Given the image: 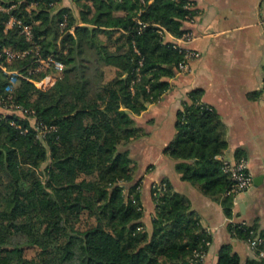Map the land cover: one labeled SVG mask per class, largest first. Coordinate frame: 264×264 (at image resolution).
Instances as JSON below:
<instances>
[{
    "label": "trees",
    "instance_id": "1",
    "mask_svg": "<svg viewBox=\"0 0 264 264\" xmlns=\"http://www.w3.org/2000/svg\"><path fill=\"white\" fill-rule=\"evenodd\" d=\"M71 1L77 13L65 0H0L8 9L0 11V51L27 52L0 57L20 74L8 91L0 67V264H202L212 236L168 183L152 196L148 230L129 145L145 135L136 116L169 90L182 60L159 27L172 37L189 32L191 3ZM10 17L31 28V41L18 25L7 27ZM37 54L62 71H36ZM200 94L191 92L178 112L165 154L182 181L221 198L231 218L236 194L219 160L228 144ZM228 232L245 243L255 237L241 224ZM216 264H264V257L243 259L225 243Z\"/></svg>",
    "mask_w": 264,
    "mask_h": 264
},
{
    "label": "crops",
    "instance_id": "2",
    "mask_svg": "<svg viewBox=\"0 0 264 264\" xmlns=\"http://www.w3.org/2000/svg\"><path fill=\"white\" fill-rule=\"evenodd\" d=\"M188 1L196 17L185 23L193 37L186 47L198 56L188 61L185 72L169 80V90L158 101L136 116L145 135L129 144L130 151L141 146L144 167L149 166L153 174L151 182L168 183L189 201L201 226L212 236L208 260L216 264L225 243H232L243 259L254 258L255 251L247 242L234 240L227 225H245L264 241V0ZM65 5L74 9L69 0ZM193 91L201 92L199 101L221 123L228 147L219 160L246 158L253 178L249 189L234 196L231 218L224 214L221 198L206 197L182 181L175 169L177 161L165 154L175 139L177 114L191 103ZM148 205L146 211L152 209Z\"/></svg>",
    "mask_w": 264,
    "mask_h": 264
},
{
    "label": "built area",
    "instance_id": "3",
    "mask_svg": "<svg viewBox=\"0 0 264 264\" xmlns=\"http://www.w3.org/2000/svg\"><path fill=\"white\" fill-rule=\"evenodd\" d=\"M0 11L8 12V9L6 10L0 7ZM14 24L18 25L21 28V33L25 36L26 40L31 41L32 39L31 28L28 25H23V23L20 20H17L14 17H10V19L7 22V27H11ZM141 25L142 27L145 26L143 24ZM158 31L163 36L168 37L169 35L167 34V32L163 27H159ZM192 38L193 37L190 32H186L180 37H171L172 40L170 41L173 43V48L178 50L179 53L182 54V60L178 64L177 74H181L185 72L188 69V61L198 56L195 51L188 49L186 47V45L191 42ZM26 54H27L26 51H16L9 48H3L0 51V57L5 58L6 60H10L15 57H23ZM34 62L37 64L36 71H39L38 69L40 68L42 69L44 67L45 68L52 67L57 71L62 70L63 68L62 64L57 60H55L52 56L43 58L39 56V54H37ZM0 67L8 75V86L6 89L8 91H11L17 85L20 74L18 72H7V70L4 67H2L1 64ZM262 94L264 95V85L262 88ZM223 170L226 173H228L229 178L231 180L232 193L240 194L251 187L253 178L248 171V163L245 158L242 157L236 159L234 162H229L226 160L223 161ZM248 244L251 249H254L259 245H262L263 248L261 249L260 255L264 257V241L261 238L255 237L252 240L248 241Z\"/></svg>",
    "mask_w": 264,
    "mask_h": 264
},
{
    "label": "rangeland",
    "instance_id": "4",
    "mask_svg": "<svg viewBox=\"0 0 264 264\" xmlns=\"http://www.w3.org/2000/svg\"><path fill=\"white\" fill-rule=\"evenodd\" d=\"M2 1H5V0H2ZM69 2L73 6L72 8H74L73 11L77 12V9L73 5L72 1L69 0ZM0 7H2L3 9L7 10V7H3V5H0ZM29 8L31 9L32 6L29 7ZM7 61L9 62V60H7ZM38 70L39 71L50 70L51 72L48 73V75L56 74L57 72L59 73L60 71H62V70H58L57 71L56 69L49 68V67H46V68L44 67L42 69L40 68ZM7 72H18V71H16V70H12V71L11 70H7ZM109 76H110V73H109ZM143 136H144V134L143 135L140 134V136L138 138H141ZM134 140H136V139H134ZM134 140H132L131 142H134ZM130 152H131V156H132L131 158L133 160V165H134L135 170H136L135 177L137 179L141 178V183H142V187H141L142 191L141 192H142V196H143L142 198H143L144 206H145V203H146L145 207H147L148 202H149L148 206H150V204H152L151 206H153L152 196L157 195L159 192L160 193L163 192L162 189H165V186L163 187L164 183L161 182V181H155L153 183L151 182L153 174H151V169H150L149 166L144 167L146 165L145 158H144L145 152L141 150V146L140 147L138 146V148L132 149ZM149 214H150V211L148 209V211H146V218H144V222L146 223L148 230L150 229V223H149V220H148ZM227 230H228V225H227ZM257 248L258 247L254 248L253 250L256 251ZM260 252H261V250L259 251V255H255V257L256 256H258V257L261 256ZM206 254L202 257V264H213L212 260H210V259L208 260V258L206 257Z\"/></svg>",
    "mask_w": 264,
    "mask_h": 264
}]
</instances>
